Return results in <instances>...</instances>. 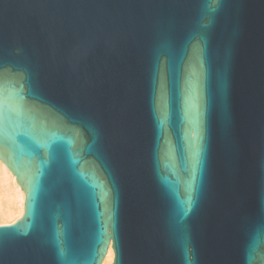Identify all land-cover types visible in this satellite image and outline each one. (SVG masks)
I'll return each mask as SVG.
<instances>
[{"label":"water","instance_id":"95a60500","mask_svg":"<svg viewBox=\"0 0 264 264\" xmlns=\"http://www.w3.org/2000/svg\"><path fill=\"white\" fill-rule=\"evenodd\" d=\"M0 109V264H264V0H0Z\"/></svg>","mask_w":264,"mask_h":264},{"label":"bare ground","instance_id":"6f19581e","mask_svg":"<svg viewBox=\"0 0 264 264\" xmlns=\"http://www.w3.org/2000/svg\"><path fill=\"white\" fill-rule=\"evenodd\" d=\"M24 200L21 184L0 159V226L11 225L23 216ZM113 258L110 243V253H105L102 264H112Z\"/></svg>","mask_w":264,"mask_h":264},{"label":"snow or ice","instance_id":"6c2138e0","mask_svg":"<svg viewBox=\"0 0 264 264\" xmlns=\"http://www.w3.org/2000/svg\"><path fill=\"white\" fill-rule=\"evenodd\" d=\"M222 0H215V3L217 6L221 5ZM3 132V112L2 109H0V133ZM200 163L199 159H197L196 164L198 165ZM195 179V177H194ZM190 210V209H189ZM184 215H187V211L184 212Z\"/></svg>","mask_w":264,"mask_h":264}]
</instances>
